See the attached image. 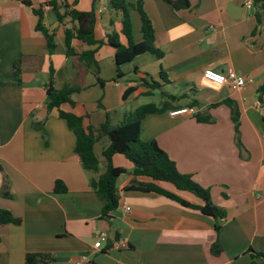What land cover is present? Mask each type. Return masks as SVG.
Returning a JSON list of instances; mask_svg holds the SVG:
<instances>
[{
	"label": "crops",
	"instance_id": "obj_1",
	"mask_svg": "<svg viewBox=\"0 0 264 264\" xmlns=\"http://www.w3.org/2000/svg\"><path fill=\"white\" fill-rule=\"evenodd\" d=\"M29 1L31 5L0 0V188L6 177L12 194L0 195V208L21 219L19 224H0V264H24L27 252L50 253L53 264H73L81 255L88 256L89 264H253L247 249L264 254V96L258 92L264 80V20L257 24L254 7L245 8L246 0H187L189 6L180 9L169 0H128L141 4L153 26V45L162 56L149 51L135 56L120 65L121 79L101 87L77 56L65 54L63 33L72 25L69 19L60 23L46 12L43 24L54 33L56 44L49 51L35 28L38 16L33 12L47 0ZM65 2L80 11L94 9L96 39L106 41L108 34L120 32V13L109 8L108 0ZM130 14L133 41L140 42V15L136 9ZM119 41L126 43L121 34ZM72 46L77 54L92 48L78 40ZM114 51L105 43L95 53L105 80L116 75ZM50 68L56 88L65 83L81 87L74 98L85 123L94 127L105 121L107 113L111 124H118L127 112L145 104L131 107V102L153 97L154 90H159L158 102L146 103L170 102L164 112L142 119L140 137L155 139L177 170L207 188L212 202L225 209L219 255L210 252L217 238L212 217L161 194L122 189L133 178V165L119 154L112 162L130 176L116 183L117 209L109 218L101 216L102 203L89 186L95 174L81 166L74 133L64 119L47 113ZM206 68L220 72L232 68L247 82L232 91L204 79ZM141 78L158 85L143 86ZM129 86L136 89L123 99ZM193 100L197 105L192 107L209 115L210 122L197 121L195 115L169 114L191 106ZM236 112L240 147L232 120ZM34 123H42V128ZM107 144L106 136L94 144L99 173L104 171L101 152ZM56 180L63 182L64 192L54 191ZM156 183L191 204H203L189 191ZM101 231L109 234L103 247L114 238L126 240L127 247L93 249Z\"/></svg>",
	"mask_w": 264,
	"mask_h": 264
},
{
	"label": "trees",
	"instance_id": "obj_2",
	"mask_svg": "<svg viewBox=\"0 0 264 264\" xmlns=\"http://www.w3.org/2000/svg\"><path fill=\"white\" fill-rule=\"evenodd\" d=\"M175 9L187 8L189 3L187 0H169ZM26 5H31L29 0H21ZM109 8L114 11H119L121 16L120 32H112L107 35V40H98L95 38L94 27L96 24V14L94 9L90 11H80L71 8L65 0H47L45 5L38 8H33V12L38 16L36 30L40 31L46 40L49 51H53L56 47L54 41V33L50 32L43 24V18L46 12L53 15L56 20L63 23L64 19H69L72 23L70 27L64 28V47L65 54L77 56L85 68L90 70L97 83L103 87L106 81L116 82L121 79L122 73L120 65L131 61L135 56L149 51L157 57L162 56V52L156 49L153 45L154 31L150 19L142 9L140 3L132 4L128 0H108ZM48 6L47 11L44 10ZM254 16L257 24H261L264 20V0H253ZM136 9L141 19V34L142 40L134 42L132 36V21L131 10ZM123 35L126 43L119 41V36ZM78 40L83 44L92 47L82 50L78 54L72 46V41ZM109 44L114 51V61L116 64V75L110 80H105L100 76V68L95 58L97 48L103 44ZM20 59L15 60L14 68L15 75L19 72ZM139 84L154 89L158 83L141 78ZM136 89V86H129L123 93L125 99L130 93ZM81 87L77 84H63L60 88H56L53 84L52 68H50V76L46 85L45 107L47 113L52 112L59 118L66 121L68 128L75 135L74 151L83 169L95 174L89 180V186L97 194L102 203L101 216L109 218L111 213L115 211L119 203V189L116 185V180L120 174L126 172V169L120 166H115L112 162L114 155L119 154L132 163L133 174L132 180L123 186L125 191H140L153 192L164 195L171 200H174L182 206L197 209L201 214L212 217L214 219V229L217 238L210 246V252L214 255H219L223 248L218 240V235L222 230L223 220L226 217L224 208L217 206L211 200L210 192L207 188L196 183L189 174L180 173L175 162L170 159L167 153L158 145L155 139L142 140L140 137L141 121L144 117L150 114L161 113L168 109L170 102H164L162 105L155 103H145L137 106L134 110L127 112L123 119L118 124H111L110 116L107 113L105 121L99 126L94 127L91 124L85 123V116L80 114V107L75 100L74 95L79 93ZM258 92L264 96V80L259 86ZM149 93L148 91L145 92ZM170 101L174 96L168 95ZM223 103L228 104L227 100ZM191 106H196L197 101L190 102ZM212 104L210 106H216ZM197 121L210 122L209 115H203L196 112ZM234 123L235 139L240 147L238 140V113L232 116ZM35 128H42V123H34ZM106 136L108 144L103 148L101 156L104 159L105 169L99 173V159L94 152V144L97 140ZM0 170L2 167L0 165ZM138 177L148 178L149 181L139 180ZM163 181L172 184L177 190H185L193 193L203 200L202 205H194L182 199L177 194L160 187L156 182ZM9 184L7 178L4 177L0 188V195L10 198ZM66 190L62 181L56 180L54 183L55 192H64ZM19 224L21 219L15 217L10 211L0 208V224ZM115 239V238H114ZM111 245V244H110ZM247 253L252 258L253 264H264V254L255 252L252 248L247 249ZM258 260H255V259ZM54 257L46 252H27L24 256V264H53Z\"/></svg>",
	"mask_w": 264,
	"mask_h": 264
},
{
	"label": "built area",
	"instance_id": "obj_3",
	"mask_svg": "<svg viewBox=\"0 0 264 264\" xmlns=\"http://www.w3.org/2000/svg\"><path fill=\"white\" fill-rule=\"evenodd\" d=\"M245 8L252 9L253 8V0H246L244 3ZM48 6H45V9H48ZM212 73V76H208L207 73ZM214 77H222V81H218ZM203 78L208 80L211 83H214L219 86H227L230 90L236 91L241 89L247 82V77L237 74L232 68L227 69L225 72L215 71L211 68H206L203 71ZM196 110L194 107H180L177 109H173L169 111V114L172 116L177 115H194ZM125 210L128 211L129 207L126 206ZM109 239V234L107 231H101L96 240L94 241L92 247L96 250H105V251H118L120 249L127 247V241L124 239H113L110 246L103 247V243ZM89 264L90 259L86 255H81L78 260H76L73 264Z\"/></svg>",
	"mask_w": 264,
	"mask_h": 264
},
{
	"label": "rangeland",
	"instance_id": "obj_4",
	"mask_svg": "<svg viewBox=\"0 0 264 264\" xmlns=\"http://www.w3.org/2000/svg\"><path fill=\"white\" fill-rule=\"evenodd\" d=\"M153 97H148V96H141L139 98H137L135 101L131 102V107L132 106H137L139 104H142V103H146L148 101H152V102H158V99H159V90H154V93H153ZM130 107V109H131ZM121 159H123L121 156H120ZM102 169H105V164L104 163H101V170ZM130 176V174L128 173H124V174H121L118 178H117V181L116 183L117 184H120L122 183L123 181H125L128 177Z\"/></svg>",
	"mask_w": 264,
	"mask_h": 264
},
{
	"label": "clouds",
	"instance_id": "obj_5",
	"mask_svg": "<svg viewBox=\"0 0 264 264\" xmlns=\"http://www.w3.org/2000/svg\"><path fill=\"white\" fill-rule=\"evenodd\" d=\"M208 76H212V73H207ZM215 79H217L218 81H222V77H214ZM203 83H206V81H202Z\"/></svg>",
	"mask_w": 264,
	"mask_h": 264
},
{
	"label": "water",
	"instance_id": "obj_6",
	"mask_svg": "<svg viewBox=\"0 0 264 264\" xmlns=\"http://www.w3.org/2000/svg\"><path fill=\"white\" fill-rule=\"evenodd\" d=\"M233 108H234V110H235V105H234V107H233Z\"/></svg>",
	"mask_w": 264,
	"mask_h": 264
}]
</instances>
